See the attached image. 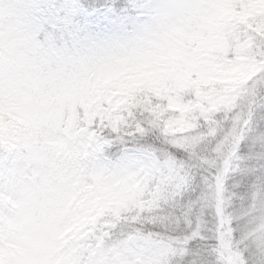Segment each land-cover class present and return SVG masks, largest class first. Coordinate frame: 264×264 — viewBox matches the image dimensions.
<instances>
[{"label": "snow or ice", "instance_id": "1", "mask_svg": "<svg viewBox=\"0 0 264 264\" xmlns=\"http://www.w3.org/2000/svg\"><path fill=\"white\" fill-rule=\"evenodd\" d=\"M0 264H264V0H0Z\"/></svg>", "mask_w": 264, "mask_h": 264}, {"label": "rangeland", "instance_id": "2", "mask_svg": "<svg viewBox=\"0 0 264 264\" xmlns=\"http://www.w3.org/2000/svg\"><path fill=\"white\" fill-rule=\"evenodd\" d=\"M210 43H212L213 45H218L220 43V38L219 37H212L210 40ZM240 71H242V69Z\"/></svg>", "mask_w": 264, "mask_h": 264}]
</instances>
